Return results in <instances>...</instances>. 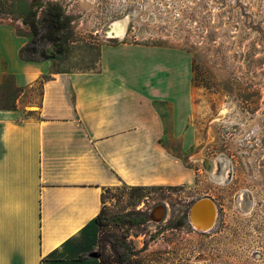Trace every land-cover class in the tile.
<instances>
[{
	"label": "rangeland",
	"instance_id": "obj_1",
	"mask_svg": "<svg viewBox=\"0 0 264 264\" xmlns=\"http://www.w3.org/2000/svg\"><path fill=\"white\" fill-rule=\"evenodd\" d=\"M50 6L68 23L53 72L96 71L102 46L121 40L180 49L193 61L195 141L188 148L178 138L166 142L198 170L195 184L105 189V225L91 252L110 254L117 236L127 256L145 264H264V0H0V20H13L29 39L25 16L34 11L40 20ZM124 18L125 37L109 39ZM18 99L39 106L42 86L18 95L14 78L0 76V106ZM203 198L214 201L217 217L201 231L189 210Z\"/></svg>",
	"mask_w": 264,
	"mask_h": 264
},
{
	"label": "crops",
	"instance_id": "obj_2",
	"mask_svg": "<svg viewBox=\"0 0 264 264\" xmlns=\"http://www.w3.org/2000/svg\"><path fill=\"white\" fill-rule=\"evenodd\" d=\"M27 41L0 20V76L20 90L48 77L39 106L18 99L0 110V264H42L77 239L101 213L105 189L191 187L198 177L166 142L195 141L189 53L111 41L96 71L53 72L50 61L19 59Z\"/></svg>",
	"mask_w": 264,
	"mask_h": 264
},
{
	"label": "trees",
	"instance_id": "obj_3",
	"mask_svg": "<svg viewBox=\"0 0 264 264\" xmlns=\"http://www.w3.org/2000/svg\"><path fill=\"white\" fill-rule=\"evenodd\" d=\"M25 24L31 29V36L27 43L19 50V59L26 64H39L51 61L63 53L60 46L62 33L68 27L63 12L58 6H50L44 10L40 20L37 13L29 12L24 18ZM43 89L44 82L38 80ZM16 93L21 90L15 85ZM13 106H0L1 109H15ZM33 114V113H31ZM129 187L132 191L145 189L172 188L171 186L157 187ZM103 210L90 221L80 232V241L77 239L65 242L60 248L54 250L42 259V264H145L143 258H129L123 249V241L114 236L110 241L112 251L110 254H94L92 249L97 245L100 228L105 225L102 221ZM78 237V238H79Z\"/></svg>",
	"mask_w": 264,
	"mask_h": 264
},
{
	"label": "bare ground",
	"instance_id": "obj_4",
	"mask_svg": "<svg viewBox=\"0 0 264 264\" xmlns=\"http://www.w3.org/2000/svg\"><path fill=\"white\" fill-rule=\"evenodd\" d=\"M128 25V18L117 20L112 24L111 31L108 32L109 39H123L126 35ZM199 201L201 202L195 205ZM194 205L195 207L193 208ZM189 213H191L192 223L197 230L198 228L201 229V231L208 230L209 228H212L214 226V223L216 221L217 207L214 201H212L211 199L203 198L196 201L191 206ZM212 213L215 214L213 215Z\"/></svg>",
	"mask_w": 264,
	"mask_h": 264
},
{
	"label": "water",
	"instance_id": "obj_5",
	"mask_svg": "<svg viewBox=\"0 0 264 264\" xmlns=\"http://www.w3.org/2000/svg\"><path fill=\"white\" fill-rule=\"evenodd\" d=\"M202 201V200H201ZM201 201H199V202H197L195 205H197L198 203H200ZM195 205L193 206V208L195 207ZM192 208V209H193ZM192 211V210H191ZM213 215L215 214V213H212ZM189 220H190V222H191V224L194 226V224L192 223V217H191V213H189ZM195 227V226H194ZM212 227V226H211ZM209 229H211V228H209ZM198 230H201V229H199L198 228Z\"/></svg>",
	"mask_w": 264,
	"mask_h": 264
}]
</instances>
